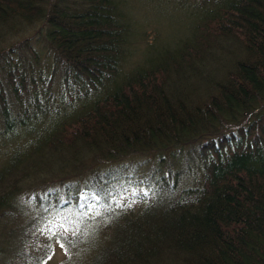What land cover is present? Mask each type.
<instances>
[{
	"label": "trees",
	"instance_id": "obj_1",
	"mask_svg": "<svg viewBox=\"0 0 264 264\" xmlns=\"http://www.w3.org/2000/svg\"><path fill=\"white\" fill-rule=\"evenodd\" d=\"M194 1H181L190 20L199 18L185 46L197 58L224 55L207 82L181 72L194 68L188 55L153 54L125 77L131 26L116 0H0V37L14 18L43 19L40 33L67 86L77 80L95 90L44 126L33 91L44 75L49 88L54 73L26 64L24 50L39 58L30 45L16 43L0 58V145H10L0 151V229L28 193L41 218L70 210L43 237H0V264H47L56 245L63 264H264V0ZM45 152L67 153L65 163L84 171L51 191L41 184L37 200L24 190L44 173L37 160ZM128 159L151 165L140 183L154 177V193L119 203L124 182L111 166Z\"/></svg>",
	"mask_w": 264,
	"mask_h": 264
},
{
	"label": "rangeland",
	"instance_id": "obj_2",
	"mask_svg": "<svg viewBox=\"0 0 264 264\" xmlns=\"http://www.w3.org/2000/svg\"><path fill=\"white\" fill-rule=\"evenodd\" d=\"M181 1L187 5L195 2L194 0H116L121 9L126 12L128 17L127 22L131 26L126 44V52H124L122 58V73L125 77L129 78L138 68L144 67L146 59L150 61L152 59L151 55L154 54V58H159L160 55L161 57H163V55H177L176 60L180 59L182 62L187 55L191 56L193 58L191 63L194 65V68L187 66L185 69L181 70L182 73L185 70L190 71L189 78L192 76L193 79H195L199 75V80H204L205 82L210 79H217L216 73L219 69L218 66L219 63L224 60V55L221 52L217 53L216 50H214L215 52L208 50L210 54L203 53V57L202 52H200L196 55H200L198 58L191 54V49L185 45L192 40L189 39V36L192 35L193 29L196 27L199 18L196 19L194 17V20H190V16H188L182 8L183 4H181ZM205 2L207 5L208 0H205ZM200 4L201 2H199L197 6ZM14 19L15 20L11 22L9 27H7V32L4 30V33H6L0 37V51H5L0 58L6 59L10 57L12 52H9V48L16 43H22L21 47L24 49H27L28 45H30L39 53V58H34L29 50H24V60L27 62L26 64L31 63L34 68H36L37 72L41 71L42 74H47L48 77H50L52 72L54 73V79L50 83L51 86L49 88L48 78L44 75V83H39V91H33V94L39 95V101L42 102L46 109L44 112H47V114L43 112V105H41L40 123L43 122L44 126L52 127L54 118H58L60 115L64 114L66 110L82 107L89 98L94 97L95 90H87L86 86L77 80L70 81L69 86H67L64 81V65H55L53 57L50 55L48 44L44 41L40 33L42 29L45 31L43 19L35 20L32 23H28L21 18ZM191 22H193L192 26L187 27L191 25ZM184 39L185 42L183 46L181 41ZM196 48H198V46ZM219 57L220 59L217 61ZM159 61L158 59L154 60V62ZM3 63L4 61L0 59L1 68ZM0 72L2 71L0 70ZM117 79L121 80L120 77ZM40 80L41 79L38 78L36 81ZM70 97L74 98L73 102L69 101ZM36 126H39V119L37 120ZM50 130H52V128H50ZM36 132L37 129H35V133ZM39 132H37V134H39ZM8 146L0 145V151L3 156L8 152ZM42 147L45 150L50 149L46 145ZM194 152L193 149L190 151L187 148L186 153L189 154L188 157H192L195 154ZM40 157L43 158H38L37 161H40L41 165L46 167L43 170L44 173H42L37 180H31L32 183H30V185H32L33 188L26 187L24 190L36 192L37 200L42 195V192L38 189L41 184L48 183V189L51 191L53 188L60 187L68 178L81 175L84 171V167L78 168V166L73 165L78 162L72 160L71 164L65 163L66 158H69L67 153L45 152L42 153ZM0 158L3 157L0 155ZM141 162L142 159H139V162L128 159L111 166V168L116 169L115 177H121L118 179L117 183L124 182L123 187L120 189L121 191H119L117 195L120 196L119 203L128 200H137V196H150L154 193V177L153 179L140 183L141 173L148 174L151 168V165L140 166ZM89 164L91 165V162H89ZM88 174L89 173L86 175ZM186 175V177H188L189 172L186 173ZM75 178L70 180H75ZM88 197V193L86 195H81V199L83 200ZM52 198L53 196L49 194L48 199ZM92 199L95 200L94 202H97V198ZM64 200L69 199L65 198ZM35 201L34 197H30L28 193L26 198L23 199L19 210L14 214L15 216L8 217L7 221L9 223L5 231H3V228L0 229V237L3 238V241L13 240L16 235L12 236V234H18L22 239L28 241L31 234H36L40 231V237H43V235L63 227L64 222L67 221L65 215L70 213V210L66 212L52 211L53 214H48L41 218L40 213L34 210ZM94 204L95 203H92L90 205L94 207ZM12 228L15 229V232H10ZM37 237L38 235L31 240L30 243H37L35 242ZM55 247L57 250L54 256L48 259L47 264H63L65 252L59 245Z\"/></svg>",
	"mask_w": 264,
	"mask_h": 264
},
{
	"label": "bare ground",
	"instance_id": "obj_3",
	"mask_svg": "<svg viewBox=\"0 0 264 264\" xmlns=\"http://www.w3.org/2000/svg\"><path fill=\"white\" fill-rule=\"evenodd\" d=\"M112 165H114V164H112ZM40 168H45V166L40 165ZM43 170H44V169H43Z\"/></svg>",
	"mask_w": 264,
	"mask_h": 264
}]
</instances>
